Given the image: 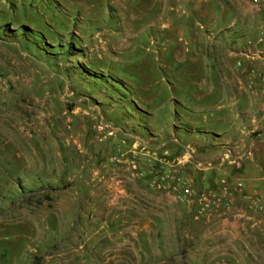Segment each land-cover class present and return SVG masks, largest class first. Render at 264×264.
<instances>
[{
	"label": "rangeland",
	"instance_id": "374dc122",
	"mask_svg": "<svg viewBox=\"0 0 264 264\" xmlns=\"http://www.w3.org/2000/svg\"><path fill=\"white\" fill-rule=\"evenodd\" d=\"M167 1L169 7L180 5ZM198 1L182 4L192 8ZM158 3L163 2L0 0V264L219 260L211 251L213 223L231 209L233 199L229 208L223 202L200 216L196 204L158 188L161 178L174 172L186 179L189 165L200 172L215 165L201 170L191 149L167 160L164 148L154 150L164 143L160 140L121 152L112 140L104 141L112 129L101 105L85 94L88 90L97 101L114 106L106 109L114 118L125 100L143 110L154 108L150 98L159 91L162 100L173 95L189 100L191 87L175 92L167 83L156 85L187 69L176 57L193 58L194 38L206 32L190 21L195 17L174 12L169 18L178 30L161 32L170 19L159 15L168 6ZM253 17L252 29L258 31L264 14L253 9ZM236 59V66L243 62L240 70L248 63V73L264 72L254 62ZM93 137L97 142L90 144ZM249 149L264 154V144ZM91 152L108 157L91 160ZM189 184L196 193H221V184L205 191Z\"/></svg>",
	"mask_w": 264,
	"mask_h": 264
},
{
	"label": "crops",
	"instance_id": "0c3cea01",
	"mask_svg": "<svg viewBox=\"0 0 264 264\" xmlns=\"http://www.w3.org/2000/svg\"><path fill=\"white\" fill-rule=\"evenodd\" d=\"M158 1L163 2L158 3L163 7L168 3L167 0ZM184 1L188 3L190 0H175L181 5L176 4L177 7L166 4L168 11L164 13L161 9L159 15L165 14L169 18L174 12L187 15L186 18L195 17L190 21L200 25L206 36L194 38L193 46L198 49L193 58L186 55L176 57L181 64H188L187 69L175 78L167 76L156 86L167 83L175 92H184L185 88L191 87L193 91H186L189 100L177 95L162 100L159 91L150 98L149 104L154 108L143 110L125 100L124 106H116L120 111L114 118L111 111L114 106L97 101L86 90L85 94L101 105V116L112 129L104 141L112 140L121 152L132 151L141 143L164 141L154 150L164 148L167 160L177 158L182 149H191L197 165H215L209 172H200L194 165L185 169L186 179L197 190H218L223 179H234L244 184L247 195L258 193L264 196V154L258 150L249 151V146L264 144V86L247 72L248 63L245 70H240L233 62L237 61L236 49L249 40L259 39L264 24L258 31L252 29L255 8L247 0H228V4L224 0H201L192 8L182 4ZM160 29L163 33L178 30L171 25V19ZM259 50L262 52L260 61L251 65L264 71V46ZM75 74L84 79L83 73ZM157 102L161 104L157 105ZM164 110H168L165 115L161 114ZM172 110L176 112L175 118L171 116ZM91 123L96 124L93 120ZM257 131L260 134L255 136ZM258 137L261 140L258 141ZM96 142L94 138L89 143ZM90 155L91 160H106L108 157L106 152L100 155L91 152ZM232 199L231 209L216 216L213 223L211 251L219 257L216 264H264V231L261 230L264 215L249 210V203L241 195L235 194ZM237 213L244 216H237Z\"/></svg>",
	"mask_w": 264,
	"mask_h": 264
},
{
	"label": "built area",
	"instance_id": "2783aa9c",
	"mask_svg": "<svg viewBox=\"0 0 264 264\" xmlns=\"http://www.w3.org/2000/svg\"><path fill=\"white\" fill-rule=\"evenodd\" d=\"M251 5L261 13H264V0H250ZM264 46V27L261 30L259 40L257 43L251 40L247 41L246 46L243 49L235 52L236 56L243 58L249 62H255L261 59L262 52L257 48L253 50V47ZM243 62H237V68L243 69ZM249 74L257 78L260 83L264 86V72H257L251 70ZM264 96V91L262 92ZM211 164H199V168L203 171L211 168ZM158 188L167 192L172 193L177 200L180 201H191L198 206V212L200 216H206L211 210L217 209L223 202H226V207H230L231 198L235 194L241 195L245 201L249 203L251 210L258 212H264V196L258 193L247 195L244 191V184L241 181L234 179H223L221 181V193L216 195L213 193L206 192H194L188 181L182 177L178 172L169 174L162 177ZM264 228V226H263Z\"/></svg>",
	"mask_w": 264,
	"mask_h": 264
}]
</instances>
